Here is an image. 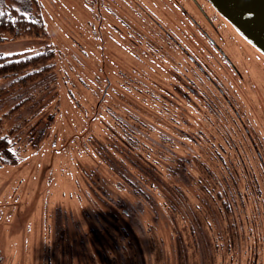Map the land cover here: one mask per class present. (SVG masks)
Segmentation results:
<instances>
[{"label": "rangeland", "instance_id": "374dc122", "mask_svg": "<svg viewBox=\"0 0 264 264\" xmlns=\"http://www.w3.org/2000/svg\"><path fill=\"white\" fill-rule=\"evenodd\" d=\"M3 1L47 36L0 41V56L54 55L27 87L0 77V139L18 160L0 153V264H264L263 54L207 0ZM112 106L135 109L138 140L113 134ZM136 140L164 180L189 160L184 214L110 178ZM208 175L213 199L198 189Z\"/></svg>", "mask_w": 264, "mask_h": 264}, {"label": "trees", "instance_id": "16d2710c", "mask_svg": "<svg viewBox=\"0 0 264 264\" xmlns=\"http://www.w3.org/2000/svg\"><path fill=\"white\" fill-rule=\"evenodd\" d=\"M0 13H3L2 15H0V41L6 39L13 40L28 36H47L45 25L40 20V18L32 17L25 12H22L12 6L6 5L3 0H0ZM53 55L54 50H46L44 52L21 57L0 56V77H8L11 75L16 76L25 73V75L22 76L21 80L22 83H24L23 86L27 87L29 83L40 76V73L44 74V72L48 70V68L50 67L48 62L53 58ZM40 66H42V68H40ZM110 85L111 84H109V86ZM149 94H151V92H149ZM105 97H102V99L99 100L93 117L97 116L99 112V106L101 105V102L105 99ZM174 97L175 95L172 96V98ZM176 100L177 102L180 101L178 97L176 98ZM133 110L135 109L133 108L128 111L127 107H125V112L122 113V111L119 110L117 106H112V108L109 109L110 118L108 125L109 128H111L110 130H113V134H115V132H124L129 137L128 141L132 140L133 138L137 139V130L140 129L143 125V122H141L139 118L133 116V114L130 113ZM158 125L163 129L165 134L171 135L170 130L167 127L164 128V126H161L160 124ZM137 140L135 141L136 143L131 146L130 142L127 141L129 144L127 145L128 147L126 148V150L119 148L115 150L119 156L115 157L117 161L116 169H114L113 167L110 168L112 171L110 178L115 176V178L117 179V183L119 182V178H121L124 181V184H126V188L130 189L131 194L144 198L148 200L147 202L150 201L152 196L155 197L152 190L158 191L157 194L163 202L164 214L165 212H167V210H170L171 214H173L174 216L184 214L185 205L182 203L183 201H187L185 187L187 180L192 179L188 169L190 164L189 160L185 158L184 160L182 159L179 161L176 159L171 160V165H169V167H167L166 169V179L168 181L164 180L161 177L164 176V174L159 175V173L156 171V164L149 163L148 166H144V160H142V158L139 157V153H137ZM0 153H3L2 156L5 164H17L18 160L15 156V153L8 149L7 141L5 138L0 139ZM102 154L107 160L108 158H114L105 153ZM0 164L3 165L2 163ZM127 164H129L130 167L134 166L135 172L128 171L130 169H128L129 167ZM226 179L227 177H225V180ZM213 180L215 183V180L217 179H211V177L208 175L207 178H202V181L200 179L198 185V189H201L203 192H205L210 199H213V197L206 192V188H208V183H211L210 191L213 192V186L211 182ZM225 180L223 178L221 179V181L223 182ZM205 183L207 184L204 185ZM226 196L222 193H217V198L221 201V206L225 207V210L228 211L230 206L228 205L229 202L227 201V197L229 199V196ZM208 212H211V210L209 209Z\"/></svg>", "mask_w": 264, "mask_h": 264}, {"label": "water", "instance_id": "95a60500", "mask_svg": "<svg viewBox=\"0 0 264 264\" xmlns=\"http://www.w3.org/2000/svg\"><path fill=\"white\" fill-rule=\"evenodd\" d=\"M207 1L245 40L264 55V0Z\"/></svg>", "mask_w": 264, "mask_h": 264}, {"label": "flooded vegetation", "instance_id": "af4514ba", "mask_svg": "<svg viewBox=\"0 0 264 264\" xmlns=\"http://www.w3.org/2000/svg\"><path fill=\"white\" fill-rule=\"evenodd\" d=\"M212 6V5H211ZM216 11V10H215ZM217 12V11H216ZM217 14V16H219V17H221V18H223L218 12L216 13ZM224 19V21H226V22H228L225 18H223ZM228 24H230L229 22H228ZM231 25V24H230ZM232 26V25H231ZM232 28H233V26H232ZM192 56V55H191ZM264 56V55H263ZM223 58H225L223 61H225V63L226 64H228V66L233 70H231V72H234V73H236L237 75H238V77L241 79L243 76H241V74L238 72V70L233 66V63H231V60L229 59V57L226 55V54H223ZM191 60L193 61H191L192 63H196V61H195V57L194 56H192L191 57ZM228 66H224L225 68H227V70H230V68L228 67ZM248 93V92H247ZM261 97H263L262 95H261ZM245 99L246 100H248V96L246 95L245 96ZM258 104V103H257ZM256 103H255V105H257ZM254 106V105H253ZM260 106L261 107H259L261 110H263V112H261V116L262 117H260L259 116V118H257V115H256V118H255V121L258 123V122H260L259 124L261 125L262 124V120L264 121V101H262V102H260ZM234 109H236V107L234 106ZM263 118V119H262ZM246 131H247V134L249 135V139H248V142H247V148L249 149V151H250V149H252V151L254 150V151H256V155L260 158L261 157V151L259 152L258 150L260 149L258 146H257V142H255V139L254 138H251L252 137V134H250L251 132L249 131V129H248V127L246 126ZM263 133H264V131H263ZM235 149L237 150V146L235 147ZM253 153H251V155H252ZM252 157H254L253 155H252Z\"/></svg>", "mask_w": 264, "mask_h": 264}, {"label": "snow or ice", "instance_id": "6c2138e0", "mask_svg": "<svg viewBox=\"0 0 264 264\" xmlns=\"http://www.w3.org/2000/svg\"><path fill=\"white\" fill-rule=\"evenodd\" d=\"M3 13H0V15H2Z\"/></svg>", "mask_w": 264, "mask_h": 264}]
</instances>
